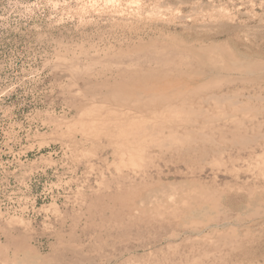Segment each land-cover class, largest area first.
I'll list each match as a JSON object with an SVG mask.
<instances>
[{
    "label": "rangeland",
    "instance_id": "rangeland-1",
    "mask_svg": "<svg viewBox=\"0 0 264 264\" xmlns=\"http://www.w3.org/2000/svg\"><path fill=\"white\" fill-rule=\"evenodd\" d=\"M0 264H264V0H0Z\"/></svg>",
    "mask_w": 264,
    "mask_h": 264
}]
</instances>
